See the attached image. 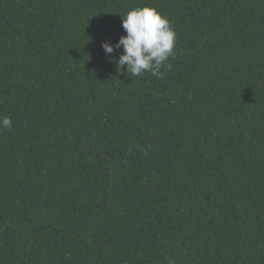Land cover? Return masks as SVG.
<instances>
[{"label": "trees", "instance_id": "16d2710c", "mask_svg": "<svg viewBox=\"0 0 264 264\" xmlns=\"http://www.w3.org/2000/svg\"><path fill=\"white\" fill-rule=\"evenodd\" d=\"M142 7L162 79L102 48ZM5 116L0 264H264V0H0Z\"/></svg>", "mask_w": 264, "mask_h": 264}, {"label": "clouds", "instance_id": "9594fccd", "mask_svg": "<svg viewBox=\"0 0 264 264\" xmlns=\"http://www.w3.org/2000/svg\"><path fill=\"white\" fill-rule=\"evenodd\" d=\"M122 28L126 35L118 43L102 44L105 54L110 57L114 50L123 49L116 63L118 72L134 77L148 72L162 79L164 73L161 69L171 70L168 61L174 57L177 39L169 19L152 7L134 8L122 17ZM125 66L126 73L123 71ZM11 128L12 120L9 117L0 118V131Z\"/></svg>", "mask_w": 264, "mask_h": 264}]
</instances>
